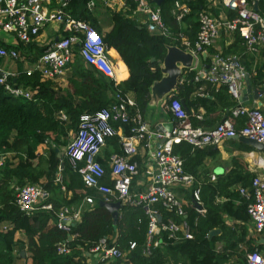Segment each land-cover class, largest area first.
I'll return each mask as SVG.
<instances>
[{
  "label": "trees",
  "instance_id": "16d2710c",
  "mask_svg": "<svg viewBox=\"0 0 264 264\" xmlns=\"http://www.w3.org/2000/svg\"><path fill=\"white\" fill-rule=\"evenodd\" d=\"M123 1L124 11L110 9L100 0H69L64 11L71 18L93 27L102 37L107 49L117 53L128 70L126 80L115 86L112 80L103 77L93 67L85 68L77 54L66 74L65 88L57 83L58 80H42L38 72L28 75L22 69V62H18L17 77L9 80V83L29 89L33 95L31 99H15L0 86V157H4L0 166V264H14L18 259L30 260L31 264H82L89 249L103 237L108 239L110 245L128 252L127 260L123 261L126 264H245L246 253H253L261 248L256 246L255 239L249 232L247 201L238 192L239 188L250 187L256 172H252L240 157L232 158L231 168L211 181L205 160L219 155L217 147L193 149L186 143L175 146L173 153L181 159L184 172L194 178L189 189L175 190L185 200L184 202L180 198L185 217L179 218L159 204L148 207L145 204L123 205L116 223L100 205L105 199L95 190L84 186L80 175L70 167L64 154L61 158L57 157V149L65 147L69 141V132L77 130L79 118L106 108L112 102L111 97L116 90L132 95V112L137 110L142 116L146 113L151 87L164 76L161 64L168 47L184 51L186 47L182 45L181 38L188 42L190 48L193 47L199 31L197 16L206 2L161 0L155 3L147 0L148 5L159 12L170 34L175 36L174 40L147 30L145 16L141 17L136 13L138 0ZM90 2L94 3L92 9L88 7ZM175 3L183 4L189 9V13L180 21L174 13ZM256 3L257 12L264 15V0H257ZM98 9L104 12L100 15ZM102 15L110 17L108 31H104L99 22ZM0 47L10 48L1 39ZM44 48L34 43L18 46L23 60L30 65L37 61ZM221 52L225 56L236 57L249 82L256 87L262 86L264 48L261 49L258 60L246 51L242 39L235 35L234 41ZM5 61L0 59V67ZM117 69L119 78L126 75V69L121 64ZM121 69L123 72H120ZM194 75L193 71L184 70L182 81L172 93V100L184 102L193 127H201L197 122L199 108L204 110V116L209 117L210 123H220L219 114L224 112L228 117L236 102L227 93L226 87L215 89L204 81L195 82ZM201 87H205L203 91L200 90ZM59 114L64 115L66 121H62ZM243 123L244 119H236L237 128ZM117 126L113 125L114 128ZM121 129L124 136L131 135L129 126L123 125ZM44 142L48 145L45 153L40 157L35 156L34 151ZM228 142L240 151L256 152L239 142ZM106 145L112 148L114 154L122 153L118 136L108 139ZM35 159V166L26 163L27 160ZM98 160L106 173L103 182L112 185L108 179L106 161L100 158ZM57 172L62 175L61 184H55ZM26 184L41 185L49 194L43 203L50 204L52 210H40L31 216L22 213L15 203L16 189ZM195 191H198L205 210L203 215L196 212L191 203ZM87 197L92 199L91 205L84 203ZM109 202L115 200L109 199ZM62 206L82 207L80 218L69 233L56 226L55 214ZM146 207L158 213L162 224L168 220L177 224L181 219L185 220L192 239L180 238V234L177 235L178 240L169 239L168 232L160 231L153 237L158 245H150L149 252L145 254L150 222ZM213 230H218L219 233L210 237ZM18 232L24 233L25 240L16 237ZM61 242H65L69 248L67 255L57 252ZM129 243H135V248L131 251ZM218 243L222 245L220 250L216 249ZM21 252H25V257ZM121 262L105 260L100 264Z\"/></svg>",
  "mask_w": 264,
  "mask_h": 264
},
{
  "label": "built area",
  "instance_id": "2783aa9c",
  "mask_svg": "<svg viewBox=\"0 0 264 264\" xmlns=\"http://www.w3.org/2000/svg\"><path fill=\"white\" fill-rule=\"evenodd\" d=\"M69 0H0V35L3 44L10 48L0 47V59L10 62H26L18 50V46L34 43L40 31L47 24L61 26L63 35L57 40L45 43L41 56L25 71L28 75L38 72L42 80H60L63 78L75 56L93 67L103 77L112 80L114 85L119 83V65L108 57V49L102 37L89 24L71 18L65 11ZM136 1V0H135ZM227 11V15H214L210 5L206 4L197 16L199 31L193 47L181 38L184 52L191 55V63L187 69L194 72L195 82L204 81L214 88L226 87L227 93L236 102L230 109L229 116L207 131L201 127H193L189 122V115L185 113L178 100H171L169 109L172 113L174 127L171 132H159L151 129L143 116L134 109V103L127 94L116 90L112 95V102L104 109L94 113L82 115L79 118L77 130L64 149V157L70 167L80 175L86 188L95 190L105 202L114 199L121 206H137L145 204L161 205L166 211L179 218L185 217L183 202L177 196V188L189 189L194 178L184 172L181 159L173 153V148L186 143L193 149L205 147H219L229 139L238 136L256 141L262 145V151L255 155L254 165L264 167V111L259 107L249 108L240 102L241 91L245 86L246 73L242 65L234 56H225L221 51L210 52L213 42L220 37L222 31L237 35L242 39L246 51L258 57L264 48V15L253 9L254 0H218ZM93 2L88 7L92 9ZM174 13L178 21L189 13V9L175 3ZM136 13L145 16L147 30L167 38L176 39L171 35L163 23L157 10H153L147 0H138ZM67 34L66 36L64 35ZM204 57L206 60H202ZM123 63V62H122ZM122 65V64H121ZM124 65V64H123ZM122 65V66H123ZM117 66V67H116ZM123 67H126L125 65ZM17 77V72L0 67V86L15 99L30 100L31 91L21 86H13L9 80ZM264 84V83H262ZM264 86V85H262ZM205 87H201L203 91ZM264 88V87H263ZM202 93V92H201ZM62 121L64 115L59 114ZM244 119L240 128L236 127V119ZM118 125L114 128L113 125ZM130 127V136H124L121 126ZM115 136L119 137L121 154H113L106 162L109 169L108 179L112 185L103 182L106 178L105 169L99 162L101 150L106 141ZM155 145V146H154ZM146 149L149 153L151 165L142 175L149 181L146 192L141 191L144 184L138 180L141 176L139 164L134 157L138 148ZM249 156H253L250 153ZM4 157H0V166ZM257 159V161L255 160ZM252 172H255L251 170ZM62 183V175L57 172L55 184ZM64 192V187L61 188ZM16 206L27 216L40 210H52L50 204L43 202L49 194L39 184H26L16 189ZM239 195L247 201V214L250 219L249 232L252 236L264 239V178L258 174L254 176L249 188H239ZM191 203L196 212L203 215L205 210L200 202L199 193H193ZM84 203L92 204L91 198H85ZM146 207L149 215L147 232V249L156 247L153 237L160 231L168 232V238L191 240L192 234L185 220L180 223L168 220L165 224L157 222L158 213ZM82 207L73 208L62 206L56 212L58 229L69 233L74 223L78 222ZM6 229V227H3ZM261 246L253 253H246L245 264H264V243L255 242ZM129 251L135 248V243H129ZM58 254L67 255L69 248L61 242L57 248ZM89 254L96 255L101 262L126 261L127 251H121L108 243L106 237L101 238Z\"/></svg>",
  "mask_w": 264,
  "mask_h": 264
},
{
  "label": "crops",
  "instance_id": "0c3cea01",
  "mask_svg": "<svg viewBox=\"0 0 264 264\" xmlns=\"http://www.w3.org/2000/svg\"><path fill=\"white\" fill-rule=\"evenodd\" d=\"M55 1V0H54ZM100 2L105 3V5L107 7H109L110 9H114L116 11H120V10H125V4L123 0H100ZM208 4L210 5V7L212 8V11L214 13V15H219V16H223V15H227V11L220 5V3L218 2V0H206L205 5ZM98 12L100 13V15L104 12V10L102 9H98ZM139 16L144 17L143 14H139ZM99 22L102 23V28L104 29V31H108L109 30V26H110V17L109 16H104L102 15V17H100ZM61 26L56 25V24H47L43 27V29L40 31L39 36L37 37V39L35 40L34 44H36L38 47H44L45 43L50 42L51 40H56L58 39L60 36L63 35V32L61 31ZM2 38V36L0 35V39ZM234 41V35L232 33L226 32V31H222L220 34V37L216 38L215 41L213 42V47H212V51L213 52H218V51H222V49L224 47H227L228 45H230L232 42ZM113 52V55H110V53ZM108 57L112 60L113 58H117V61H115L118 65L122 64V61L120 60L119 56L117 55V53L110 49L108 50ZM75 59V58H74ZM256 59L259 60V57H256ZM202 60L204 61L205 58L202 57ZM74 62V61H73ZM84 67H89L88 65H86L84 62ZM31 65L28 64L27 62H22V69H26L28 67H30ZM124 66V65H123ZM177 66L181 69V74L180 77L178 78V84L179 82L182 81L183 78V73L185 68H182L181 64H177ZM1 67H5L8 70L11 71H16L18 68V62H10V61H5V63H3V65ZM126 69V75L123 77L118 76V80L117 82L120 83L124 80H126L128 78V70L126 67H124ZM69 72V71H68ZM67 72V73H68ZM120 72H123V69H121ZM264 73V71H263ZM121 74V73H120ZM62 79V78H61ZM60 79V80H61ZM249 80V78H248ZM263 83H264V77H263ZM177 84V85H178ZM251 88L252 90L254 89H259L264 91V86H254L251 82ZM264 85V84H262ZM62 88L67 87V82H65V84L61 85ZM245 87V86H244ZM218 89V88H215ZM204 90V89H203ZM175 91L170 92L169 94H164V95H160L156 90H153V92L151 91L150 93V102L148 104L146 113L143 115V118L145 120V122L148 124V126L151 129L156 130V126L158 124H167L170 122H173V117L171 114V111L169 109L171 100H172V93H174ZM129 98L133 101L132 95L128 94ZM243 104V103H242ZM249 108H254V107H259L262 111H264V94L260 95L258 97L257 100L254 99V93L251 92V94L249 95L248 98V104H243ZM170 113V114H169ZM197 122L200 123L201 127L205 130L210 129L212 127H214L217 122H213L210 123L209 122V117H205L204 116V110L202 108L198 109L197 112ZM219 116L221 117V120L226 117V114L224 112H221L219 114ZM220 121V120H219ZM230 141V140H229ZM234 141V140H231ZM237 142V141H236ZM155 146V145H154ZM48 148V145L44 142L42 143L36 151H34L35 156L40 157L42 154L45 153L46 149ZM218 151H219V155L216 158H208L205 160V165L206 167H208L209 169V174H210V180L214 181L216 180V177L224 172H226L227 170H229L231 168V159L235 158V157H240L242 158V160L249 166L250 170H253L256 172V174L262 176L264 178V167H256L253 164V168H251L250 162L251 160H254L255 155L258 153L256 152H251L253 153V156H249L250 153H246L243 151H240L238 148L234 147L232 144H230L228 141L224 142L222 145H220L219 147H217ZM64 148H59L57 149L58 153H57V157L61 158L62 154H64L63 152ZM113 151L112 148L110 146H107L105 144V147L101 150L100 153V159L105 160L106 162L108 161V155H113ZM149 153L146 149L139 147L138 148V153L137 155L134 157V160H136L139 164V171L141 176L138 177V180H140L144 186L143 189L141 191L146 192V188L148 187L149 181L147 179H145V177H142L144 171L146 169H148L151 165V160L149 158ZM26 163L28 165L31 166H35L37 163V159L35 160H27ZM42 182V181H41ZM177 194V193H176ZM177 196L179 198L182 199V201L185 202V200L182 198V196H179V194H177ZM70 197V194L67 195V198ZM76 208V207H73ZM16 237L18 239H22L25 240V235L23 232H18L16 234ZM255 239V242H258L260 244L264 243V239L263 238H259L253 236ZM72 239V237L70 238ZM222 247V245L220 243H218L216 245V249L220 250ZM23 257H25V252ZM22 258V257H21ZM114 262V261H113ZM102 263L99 258L94 255V254H86V259L82 261V264H100ZM14 264H31L30 260H23V259H18L15 261ZM120 264H126L125 262H121Z\"/></svg>",
  "mask_w": 264,
  "mask_h": 264
},
{
  "label": "water",
  "instance_id": "95a60500",
  "mask_svg": "<svg viewBox=\"0 0 264 264\" xmlns=\"http://www.w3.org/2000/svg\"><path fill=\"white\" fill-rule=\"evenodd\" d=\"M152 1L155 3H159L161 0H152ZM254 1L255 3H254L253 9L257 11V3H256L257 0H254ZM190 63H191L190 54L182 51L181 49L177 47H168L167 54L161 64V72L163 73L164 76L160 81L155 82L153 84V86L151 87L150 93L151 91L153 92V90H156V89L160 95H164V94L167 95L170 92L175 91L177 84H178L177 83L178 78L180 77V74H181V69L177 66V64H181L182 68H188L190 66ZM251 92L254 93L255 100H257L260 95L264 94V91L262 90H259V89L252 90L251 84L248 80V76L246 75L245 76V87L241 91L240 102L247 105L248 98ZM180 104L183 110L185 111V113L189 115V111L185 107L184 102L181 101ZM225 118L226 117H224L221 121H223ZM215 126H217V124ZM173 127H174V122H170L167 124H158L156 126V130L162 133L166 131L171 132ZM211 130H213V127L210 129H207V131H211ZM229 140H234L243 145L249 146L258 153L262 151V145L257 143L254 140H251L245 137H238V136H235ZM100 205L104 207L110 213L111 217L113 218L114 223H116L118 216H119V211L122 207L120 202L103 201L100 203ZM157 222L159 224L161 223L160 216H157ZM218 233H219L218 230H213L210 232L209 236L212 237L214 235H217ZM68 237L71 238L70 236ZM21 255L23 256L24 252H21ZM87 255H89V253H87Z\"/></svg>",
  "mask_w": 264,
  "mask_h": 264
},
{
  "label": "rangeland",
  "instance_id": "374dc122",
  "mask_svg": "<svg viewBox=\"0 0 264 264\" xmlns=\"http://www.w3.org/2000/svg\"><path fill=\"white\" fill-rule=\"evenodd\" d=\"M111 60H112V58H111ZM113 62H115V61H117V58H113V60H112ZM66 75L61 79V80H58V84L59 85H63V84H65V82H66ZM73 134H74V132H69V141H70V139L73 137ZM68 141V142H69ZM68 144V143H67ZM66 147V146H65ZM65 147H62V148H64L65 149ZM63 152H64V150H63ZM259 154V153H258ZM258 154H257V156H258ZM256 161H257V159H255ZM253 163H254V160H251V162H250V164L249 165H251V168H253L254 166H253ZM242 248H245V247H242ZM233 260H235V259H233Z\"/></svg>",
  "mask_w": 264,
  "mask_h": 264
}]
</instances>
